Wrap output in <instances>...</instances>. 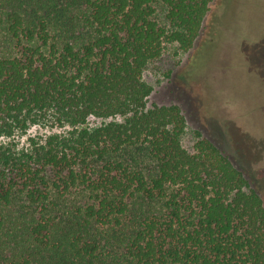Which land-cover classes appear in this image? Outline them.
I'll list each match as a JSON object with an SVG mask.
<instances>
[{"label": "trees", "instance_id": "obj_1", "mask_svg": "<svg viewBox=\"0 0 264 264\" xmlns=\"http://www.w3.org/2000/svg\"><path fill=\"white\" fill-rule=\"evenodd\" d=\"M57 1L1 5L0 139L71 129L0 143V233L16 195L35 209L0 264H264V196L209 138L183 146L178 105H148L146 66L191 49L213 0Z\"/></svg>", "mask_w": 264, "mask_h": 264}, {"label": "rangeland", "instance_id": "obj_2", "mask_svg": "<svg viewBox=\"0 0 264 264\" xmlns=\"http://www.w3.org/2000/svg\"><path fill=\"white\" fill-rule=\"evenodd\" d=\"M46 4L47 0H1L0 11L5 5L36 9ZM165 15V8L158 5L156 18L169 28ZM2 25L0 52H7L11 46ZM143 78L153 88L149 106L180 107L187 123L182 136L186 149L192 151L198 133L209 138L264 196V0H213L192 48L183 51L175 43L166 44L162 55L146 66ZM100 122L90 119L91 125ZM70 129L36 124L0 143L29 151L30 139L44 143L49 135L67 134ZM71 197L75 203L55 200L69 204V209L61 210L63 223L76 215L78 202ZM34 211L23 195H16L6 209L0 240L20 233V224L27 226Z\"/></svg>", "mask_w": 264, "mask_h": 264}]
</instances>
